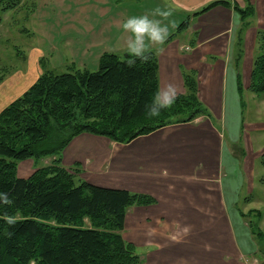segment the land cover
I'll return each instance as SVG.
<instances>
[{"label":"crops","instance_id":"obj_1","mask_svg":"<svg viewBox=\"0 0 264 264\" xmlns=\"http://www.w3.org/2000/svg\"><path fill=\"white\" fill-rule=\"evenodd\" d=\"M214 1L74 0L75 5H85L83 11L96 12L101 21L96 30L87 28V54L95 55L97 67L104 52L124 53L111 45L113 28L124 36L121 24L128 17L157 6L173 8L170 19L177 27L170 28L164 52L155 54L158 89L171 82L184 93L183 73L193 72L198 97L208 109V116L168 124L127 143L83 132L62 151V164L81 169L85 181L155 199L149 205L129 206L121 231L124 240L141 250L143 264H245L244 256L253 249L251 232L241 220L243 212L236 210L233 184L239 179L232 172H240L232 145L243 142L239 112L253 60V47H247L250 27L242 32V56L236 64L234 45L242 21L232 6L216 4L199 12ZM225 1L240 7L253 3ZM184 21L186 26L179 30ZM253 33L256 36L257 29ZM35 68L31 76L11 75L0 81V110L15 99L18 88L37 79L41 70ZM243 148L246 152L245 144ZM34 162L21 161L18 176H29L36 168Z\"/></svg>","mask_w":264,"mask_h":264},{"label":"trees","instance_id":"obj_2","mask_svg":"<svg viewBox=\"0 0 264 264\" xmlns=\"http://www.w3.org/2000/svg\"><path fill=\"white\" fill-rule=\"evenodd\" d=\"M20 2L0 0V23L1 13ZM216 4L232 6L242 21L234 45L238 64L247 26L244 19L254 8L249 3L240 7L217 0L199 12ZM184 26L186 21L179 30ZM256 41L248 89L264 95V30L257 31ZM128 58L125 52H104L94 71L73 66L62 72L44 69L29 88L0 110V192L13 201L0 203V264H143L135 245L124 240L121 231L129 206L149 205L155 199L85 181L78 176V167L62 165V151L83 132L127 143L162 126L209 113L198 97L194 73L186 72L184 93L159 117H150L146 106L158 90L157 57L153 53L147 63L137 59L131 67ZM238 88L242 89L239 80ZM46 156L55 158L27 177L17 175L20 160ZM259 162L264 166V153ZM259 181L264 184V174ZM5 215L18 220L8 225ZM248 225L251 233L264 240L255 223Z\"/></svg>","mask_w":264,"mask_h":264},{"label":"rangeland","instance_id":"obj_3","mask_svg":"<svg viewBox=\"0 0 264 264\" xmlns=\"http://www.w3.org/2000/svg\"><path fill=\"white\" fill-rule=\"evenodd\" d=\"M79 4L82 6L75 5L74 0H21L16 8L2 12L0 81L11 75L26 73L31 76L37 65L41 72L44 69L62 72L66 71L68 66L96 70L95 55L87 54V28L92 27L96 30L101 21L96 12H92V9L83 11L85 5L82 2ZM249 4L255 12L246 20L250 27L247 47L248 49L253 47L250 50L254 57L257 53V41L253 32L256 29L264 30V0H253V3ZM76 11L77 13H74ZM87 18L91 20L87 21ZM110 34L111 45L119 48L123 34H119L115 28ZM30 85L26 86L24 83V87L18 88L12 98L20 96ZM242 100L239 118L243 129L239 134L242 135L243 142L238 140L232 145L240 162L239 174L237 170L232 171L233 174H237L234 178L239 179L233 184L237 194L235 204L236 210L245 214L241 220L248 231L250 230L248 223L251 221L262 232L261 234H264V184L259 183V178L264 174V166L259 162L260 154L264 153V95L244 89ZM247 124L250 125L246 128ZM54 158V156L25 158L17 163L16 173L21 161L31 159L35 161L37 169L49 165ZM80 170L78 176L81 178ZM250 235L253 251L244 256L243 261L245 264H264V240H261L257 233ZM136 251L138 254L141 252L140 249Z\"/></svg>","mask_w":264,"mask_h":264},{"label":"clouds","instance_id":"obj_4","mask_svg":"<svg viewBox=\"0 0 264 264\" xmlns=\"http://www.w3.org/2000/svg\"><path fill=\"white\" fill-rule=\"evenodd\" d=\"M173 13L174 9L170 6H157L149 13L130 16L122 22L121 27L125 35L120 49L129 57L126 61L129 67L133 66L137 59L147 63L153 53L160 55L164 52L163 46L169 38L170 28L177 27L175 20L170 19ZM180 94L178 85L171 82L165 84L157 90L151 104L146 106L148 115L159 117L162 110L169 109L175 104ZM12 202L7 193L0 192V203L10 205ZM3 219L8 225H14L18 217L5 215Z\"/></svg>","mask_w":264,"mask_h":264}]
</instances>
